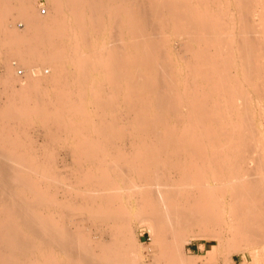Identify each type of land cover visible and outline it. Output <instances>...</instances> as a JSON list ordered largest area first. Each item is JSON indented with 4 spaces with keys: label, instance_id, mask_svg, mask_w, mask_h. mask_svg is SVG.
Wrapping results in <instances>:
<instances>
[{
    "label": "bare ground",
    "instance_id": "1",
    "mask_svg": "<svg viewBox=\"0 0 264 264\" xmlns=\"http://www.w3.org/2000/svg\"><path fill=\"white\" fill-rule=\"evenodd\" d=\"M233 1L48 0L42 15L34 0H0V116L39 122L67 151L58 159L50 139L42 159L2 136L0 264H147L129 227L114 228L134 204L161 246L149 264H194L183 252L194 236L215 240L207 257L218 243L264 249V2ZM57 161L83 171L62 193L71 209L107 225L93 244L33 184L45 172L46 186L66 183ZM118 180L138 194L129 208ZM163 223L178 239L162 240Z\"/></svg>",
    "mask_w": 264,
    "mask_h": 264
},
{
    "label": "rangeland",
    "instance_id": "2",
    "mask_svg": "<svg viewBox=\"0 0 264 264\" xmlns=\"http://www.w3.org/2000/svg\"><path fill=\"white\" fill-rule=\"evenodd\" d=\"M231 1V0H230ZM263 2H264V0H263ZM232 4L234 5L235 3H234V1L232 0V2H231V8H233L234 9V6H232ZM34 5L37 7V9H39L40 10V13L42 14V15H45L46 13H47V10H48V6L47 5H49V3H48V0H34ZM13 10V11H12ZM15 11V9L14 8H12L11 9V13H15L14 12ZM234 11V10H233ZM21 22H19L18 23V25H19V27H21ZM13 46H15V44L13 45ZM15 59H12V64H14V63H16V61L17 60H15ZM17 65V64H16ZM43 66L41 67L42 68V70L43 71H46V72H44V73H47V70L49 69V66H46V65H48V64H46V63H43L42 64ZM45 65V66H44ZM15 66V65H14ZM17 69V73H18V75L19 76H22L23 75V71H24V67L23 66H21V65H17L16 67H15V70ZM3 70H4V68H3V64H1L0 63V82L2 81V75H1V73L3 72ZM2 90H4V91H2ZM7 92V93H6ZM10 91L7 89V88H5L4 86H3V84H1L0 83V106H4V104H5V102L7 103V100H10ZM8 97V98H7ZM6 120V121H2V120ZM8 120L7 119H3V118H1V116H0V128L3 126V128H1L0 129V142H2V140L4 139L2 136L3 135H5V136H10V138H18V137H20L19 139L21 140V142L24 144V145H22L21 147L24 149H26L25 151H28L29 152V150H28V146H36L35 148H33V149H35L34 151L35 152H37V153H39V156L43 159V154H41L42 152H41V149L42 148H40V147H42L43 145H50V139H52V138H48V136H46V134H44V130H42L43 128H42V126L40 125V123L39 122H34V121H32V123L33 124H30V122H28L27 121V123H26V121H25V123L23 124V122H21L22 120H20V121H15V120H12L14 123H12V121L11 120H9L8 122H7ZM11 121V122H10ZM6 122V123H5ZM20 122V123H19ZM2 123H4L5 125H3ZM8 123V124H7ZM16 123H18V125L16 124ZM29 123V124H28ZM16 125L15 127H14V125ZM21 124H23V125H21ZM38 124L40 125L39 126V128H38ZM11 125H12V127H11ZM29 126V127H28ZM8 127H11V128H8ZM18 127V128H17ZM6 128V129H5ZM14 128V129H13ZM2 129H5V130H2ZM9 129V131H7ZM13 129V130H12ZM17 129V130H16ZM38 129V130H37ZM2 130V131H1ZM11 130V131H10ZM4 132H7L8 134L6 135V133H4ZM12 132V133H11ZM37 132V133H36ZM4 133V134H3ZM25 133V134H24ZM38 134V135H37ZM43 135V136H42ZM30 136V137H29ZM26 137V138H25ZM27 137H29V138H27ZM47 137V138H46ZM47 139H49V140H47ZM46 140H47V143H46ZM54 142H53V141ZM51 140V142H52V145L51 146H55L56 148H54L53 149V147H50V148H52V150H55L56 149V152H57V154H58V156L57 157H59L58 159H60L61 160V158L63 157V156H65V157H67V155H66V153H67V151H66V149L65 148H63V147H61V146H59V145H61L60 144V140H61V138L59 139V141L57 140H55V139H52ZM55 142H58V143H56L55 144ZM118 142V141H117ZM27 143V144H26ZM31 143V144H30ZM43 143H45V144H43ZM54 143V144H53ZM30 144V145H29ZM41 145V146H40ZM24 146V147H23ZM40 146V147H39ZM58 146V147H57ZM126 146H127V144H126ZM60 147V148H59ZM122 146L120 145L119 146V148H121ZM36 148H38V149H36ZM110 148V151H112L113 150V146H111V147H109ZM33 149H31V150H33ZM59 149V150H58ZM60 149H63V151L62 150H60ZM115 149H117V148H115ZM124 151H127V152H130L131 150H132V148H130V146H127V148L125 149V145H124V148H122ZM31 150H30V153H31ZM37 150V151H36ZM66 151V152H65ZM63 152H65V153H63ZM29 153V154H30ZM41 154V155H40ZM39 157V158H40ZM69 157V156H68ZM64 158V157H63ZM67 160H68V158H66ZM57 167H56V169L54 170V173L56 174V176L57 177H61V178H65V176H66V183H59L56 187L55 186H49V185H47L46 186V184L48 183V180L47 181H45V178L43 177V175H46L47 174V176H48V172H45V173H43V174H39V175H37L38 176V178H37V180L36 181H34L33 182V184L34 185H37V184H40L41 186H43V188L45 187V189H46V187L48 188V192H50V194L52 195V196H54V198L56 197L57 199H60V200H62V203H61V205H58V206H60L59 208L61 209V212L59 213V212H57V210L54 212H52V214L54 215V213H55V216H53L54 218H55V220L56 221H59L60 222V220L62 221V219L63 220H65L64 219V217H66V220L65 221H67V219H68V223H69V225H70V227H71V229H73L74 230V228L75 227H73L74 225L71 223L70 224V222H69V219L71 218L72 220H74V221H76L77 220V222L79 223V228H77V230L79 229H81V231H78L80 234L82 233L83 234V236L85 237V238H87V239H92L91 240V242H92V244H93V242H94V239H97V236L95 237V233H97V230H96V227L97 226H99V224H101L100 226L101 227H107V225H106V223H104L103 221H101V222H97V219H95L94 220V218L92 219V217L88 214V211L87 210H84L85 208H81V207H78L77 209L79 210V208H80V210H81V212L80 211H77V212H79V213H76V208L74 209V208H72L71 209V206H70V204L67 202L68 200H67V198H65V197H63V192L65 191V189L67 190L68 189V184H69V182H70V185H71V183H72V185L73 184H75L76 182L75 181H77L78 182V180H76V178L75 177H78V175L80 174L78 171H80V170H77V168H74V167H71L70 168V166L68 167V166H62L63 164L59 161H57ZM34 166V165H33ZM36 167V166H35ZM51 167V166H50ZM66 168V169H65ZM70 168V169H69ZM74 169V170H73ZM77 170V171H76ZM75 171V172H74ZM82 171V170H81ZM80 171V172H81ZM60 172V173H59ZM75 173V175H77V176H73L74 175V173ZM77 172V173H76ZM83 172V171H82ZM81 172V173H82ZM175 171H171V174H170V176L173 178H177L178 177V175H176L175 176V174H177L176 172L174 173ZM69 174V175H68ZM72 174V175H71ZM30 175L31 176H35L36 175V173H35V171H33L32 170V172H30ZM80 176V175H79ZM71 177V178H70ZM72 177H74L75 179L73 180V178ZM144 177V176H143ZM143 177H141V178H143ZM173 178V179H174ZM69 179L71 180V181H69ZM77 179H79V177L77 178ZM68 180V181H67ZM121 180H118V183H117V190H118V192H120L122 195H121V202L124 204V203H126V205H127V203H128V208L131 206V204L132 203H134V200H135V198H137L138 197V194L136 195V194H130V195H132L133 197H131L130 195H127L128 193L126 192V190H127V186L124 184V183H122V181L120 182ZM37 184H36V183ZM136 182L137 183H144V181L142 180L141 182H140V180L139 179H137L136 180ZM46 183V184H45ZM49 184V183H48ZM81 184V183H80ZM124 184V185H123ZM128 185V184H127ZM123 186V187H122ZM124 188V189H123ZM16 189V190H15ZM120 189V190H119ZM14 192H18V191H22V189L19 187V188H17V187H14L13 189H12ZM125 193V194H124ZM127 193V194H126ZM123 194H124V196H123ZM126 196H128V197H126ZM137 196V197H136ZM59 200V202H61ZM122 200H124V201H122ZM119 201V200H118ZM70 202V201H69ZM121 202H117V203H121ZM65 203V204H64ZM129 203H131V204H129ZM140 204V203H139ZM66 205V206H65ZM77 205V204H76ZM130 205V206H129ZM133 205V204H132ZM63 206V207H62ZM135 206V207H134ZM138 207V204H137V206L134 204L132 207H130L131 208V210L130 211H127L128 212V214H119L118 215V220L116 221L117 223L116 224H114V228H115V231H118V230H120L121 228H123V227H127L128 229H129V232L136 238V244H137V248H138V250H141L142 251V253H143V255L145 256L144 257V261H145V263H147V264H149V262H150V258L148 257L150 254H152V252L153 251H160L161 250V246L159 247H156L155 249H153V248H151L150 247V237H149V231H148V227H147V225H146V223L145 222H142L141 220H142V218H140V216H138V215H140V214H138L137 213V210H136V208ZM60 209H59V211H60ZM84 211H83V210ZM64 210V211H63ZM83 211V212H82ZM85 211H87V212H85ZM65 212H69V214L68 213H66L65 214ZM71 212V213H70ZM74 212L76 213L75 215H74ZM85 212V213H84ZM80 213H82V214H80ZM88 214L87 216L85 215V214ZM63 214H64V216H63ZM68 214V215H67ZM72 216H71V215ZM78 214V215H77ZM84 214V215H83ZM65 215H67V216H65ZM69 216H71V217H69ZM57 217V218H56ZM60 217H62V219L59 218ZM68 217V218H67ZM88 217V218H87ZM85 218H87V219H85ZM157 218H159L161 221L163 220L162 219V217H158V215H155V214H150V219L151 220H153L154 221V219H157ZM70 219V220H71ZM80 219H81V221H80ZM83 220V221H82ZM87 220V221H86ZM93 221V222H92ZM95 221V222H94ZM81 222H82V224H81ZM84 223V224H83ZM88 225H87V224ZM99 223V224H98ZM105 225H104V224ZM98 224V225H97ZM94 226V227H93ZM85 227V228H84ZM95 228V229H94ZM114 228H112L113 230H114ZM88 229V230H87ZM195 229V230H194ZM85 230H87V233H86V231ZM95 230H96V232H95ZM198 229H197V225L194 227V228H192V230H190V231H192V232H196ZM84 231V232H83ZM112 231V230H111ZM110 231V232H111ZM174 231L175 230H173V228H172V226L171 225H165L164 223H163V230H162V240L163 241H168V243L171 241V240H173V239H178V235H176V233H174ZM190 231H188V233H186V234H190L191 232ZM94 232V233H93ZM109 232V231H108ZM187 232V231H186ZM86 233V234H85ZM178 233V232H177ZM105 235V236H104ZM103 236L105 237V239L107 238V239H109L110 238V236L108 235V233H107V235L106 234H104ZM204 237H206V238H204ZM204 237H199V236H194V237H191L188 241H185L184 243H183V252H184V254H185V256H186V258H188L191 262H193L194 264H223V262L226 260V262L224 263V264H228L229 262H230V264H264V249L262 248V247H258V248H250V249H241V250H239V251H232V247L231 246H229V245H227L226 243H218V244H216V245H214V247L212 248L213 249V253H212V255H211V257H207V250H208V247H210L211 246V244H212V242H215V240L213 239V238H211V237H208V236H204ZM168 243H166V244H168ZM153 249V250H152ZM2 255H0V261L2 260ZM225 259V260H224ZM228 261V262H227Z\"/></svg>",
    "mask_w": 264,
    "mask_h": 264
}]
</instances>
